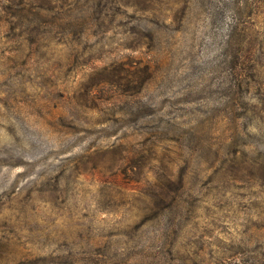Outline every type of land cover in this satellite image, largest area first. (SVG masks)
<instances>
[{"label": "rangeland", "instance_id": "1", "mask_svg": "<svg viewBox=\"0 0 264 264\" xmlns=\"http://www.w3.org/2000/svg\"><path fill=\"white\" fill-rule=\"evenodd\" d=\"M251 1L0 0V264H264Z\"/></svg>", "mask_w": 264, "mask_h": 264}, {"label": "trees", "instance_id": "2", "mask_svg": "<svg viewBox=\"0 0 264 264\" xmlns=\"http://www.w3.org/2000/svg\"><path fill=\"white\" fill-rule=\"evenodd\" d=\"M255 1L256 0H252L251 2H249L247 5L249 7H247V8L250 9V7L254 4ZM241 16H243V17H239V15L237 16V14L231 16V21H230V25H229L230 30H232V31L235 30V28L237 27V21L239 22V19L243 20V23H248V26H250L254 21V18H253L254 16H251L250 13H248L246 15H241Z\"/></svg>", "mask_w": 264, "mask_h": 264}]
</instances>
